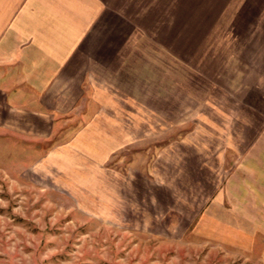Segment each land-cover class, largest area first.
I'll list each match as a JSON object with an SVG mask.
<instances>
[{"label":"rangeland","instance_id":"rangeland-1","mask_svg":"<svg viewBox=\"0 0 264 264\" xmlns=\"http://www.w3.org/2000/svg\"><path fill=\"white\" fill-rule=\"evenodd\" d=\"M144 63L109 107L0 68V264H264L263 117Z\"/></svg>","mask_w":264,"mask_h":264},{"label":"crops","instance_id":"crops-1","mask_svg":"<svg viewBox=\"0 0 264 264\" xmlns=\"http://www.w3.org/2000/svg\"><path fill=\"white\" fill-rule=\"evenodd\" d=\"M145 60L264 122V0H0V68L23 75L10 99L23 83L40 92L26 105L81 107L88 84L92 105L113 106V84L144 76Z\"/></svg>","mask_w":264,"mask_h":264}]
</instances>
